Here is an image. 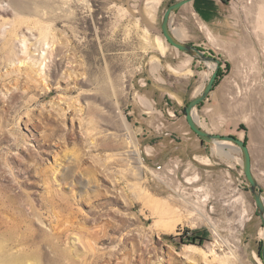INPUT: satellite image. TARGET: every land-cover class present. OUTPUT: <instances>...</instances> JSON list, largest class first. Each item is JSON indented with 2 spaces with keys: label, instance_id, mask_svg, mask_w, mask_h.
Listing matches in <instances>:
<instances>
[{
  "label": "rangeland",
  "instance_id": "1",
  "mask_svg": "<svg viewBox=\"0 0 264 264\" xmlns=\"http://www.w3.org/2000/svg\"><path fill=\"white\" fill-rule=\"evenodd\" d=\"M179 1L0 0V264H264L242 164L207 167L185 118L215 66L163 37ZM170 28L220 61L194 118L246 144L264 201V0H193Z\"/></svg>",
  "mask_w": 264,
  "mask_h": 264
},
{
  "label": "water",
  "instance_id": "2",
  "mask_svg": "<svg viewBox=\"0 0 264 264\" xmlns=\"http://www.w3.org/2000/svg\"><path fill=\"white\" fill-rule=\"evenodd\" d=\"M192 1L193 0H181L168 6L161 20V30L163 37L173 48L184 54L189 55L193 59H197L204 63H211L215 66L211 77L209 78L206 86L203 88L201 93L195 96L187 104L185 108V118L189 128L198 137V139H200L201 142L207 144H219L221 142H226L235 145L239 149L242 155V172L244 175V179L248 184L249 192L254 199V203L256 206V215L262 220V225L264 229V201L262 199L261 188L256 182L252 173L251 157L247 146L243 141L233 136H221L217 134H211L205 131L198 125L194 118V110L200 103L204 102L208 98L209 94L212 92L214 83L217 79V73L220 68V61L214 57L206 56L202 51H200L191 44L180 42L174 36L173 31L170 28V16ZM261 259L264 263V241L261 246Z\"/></svg>",
  "mask_w": 264,
  "mask_h": 264
},
{
  "label": "crops",
  "instance_id": "3",
  "mask_svg": "<svg viewBox=\"0 0 264 264\" xmlns=\"http://www.w3.org/2000/svg\"><path fill=\"white\" fill-rule=\"evenodd\" d=\"M163 48L164 47H162L161 49V51H159V53L161 54V55H163L164 53H162V51H163ZM185 66L187 67L188 65H187V62L186 63H184V65H181L180 66V69H181V71H185ZM202 144V143H201ZM214 144V143H213ZM248 148V147H247ZM234 149L236 150H238V152H236V151H234ZM208 150H209V153L207 154V156H206V159H207V161H209V164L207 165V167H210V166H214V165H216V164H219L218 162H221V163H223L224 165H226V167L228 168V171L229 170H232V166H230V164L232 163V164H234V167L236 168V166H239V164L238 163H241L242 164V159L240 160V159H236V156H238L239 154H241V152L239 151V149L237 148V147H235V145L233 146V145H231V146H225V147H218L217 149H214V147H213V149H212V146L209 144V147H208ZM226 150H228V152H226ZM249 150V149H248ZM224 153H230L231 155H232V157L233 158H226L225 156H224ZM249 153H250V157H251V165H252V153H251V150H249ZM241 158H242V155H241ZM237 160H239V162H237ZM216 161H218V162H216ZM241 169H242V166H241ZM252 173H253V170H252ZM243 174V172H242V170H241V172H239L238 173V178H237V181H238V183H239V185H238V187H240L241 189H244L243 187H242V179H241V175ZM254 176V175H253ZM255 178V177H254ZM256 180V179H255ZM257 182V181H256ZM259 185V184H258ZM260 186V185H259ZM261 188V187H260ZM259 218V217H258ZM260 223L262 224V220L260 219V222L259 221H256L255 222V227H256V225L258 224V226H257V229H259L261 226H260ZM250 228V227H249ZM251 228H252V226H251ZM257 235H259L260 236V234L259 233H257ZM260 238V237H259Z\"/></svg>",
  "mask_w": 264,
  "mask_h": 264
},
{
  "label": "bare ground",
  "instance_id": "4",
  "mask_svg": "<svg viewBox=\"0 0 264 264\" xmlns=\"http://www.w3.org/2000/svg\"><path fill=\"white\" fill-rule=\"evenodd\" d=\"M154 4V1H150L149 3H148V5L149 6H152ZM6 28L4 27V30H5ZM3 30V31H4ZM173 34H174V32H173ZM174 36H175V34H174ZM176 37V36H175ZM48 48V47H47ZM44 54H45V52L42 54V55H39V56H44ZM10 65H12L13 66V69L14 70H16V71H20L22 68H28L29 69V67H30V65H31V63L29 62V63H23V62H21V61H19V60H17V59H15L14 61H12L11 63H10ZM211 65V64H210ZM211 67H212V65H211ZM31 72H33V76H31V77H29V79L31 80V81H34V82H40V83H44L45 84V79H46V70H45V67H44V65H41V64H39V65H37L34 69H33V71H31ZM20 73V72H19ZM129 139H130V146H131V148H132V150L131 151H129V153H131L132 155H134V156H136V161H138V152H137V148H136V144H135V142L133 141V139H132V137L130 136L129 137ZM222 143V144H221ZM219 145H223V144H226V142H221ZM229 144H231V143H228V145ZM237 150V149H236ZM238 151V150H237ZM227 154V156H229V153H226Z\"/></svg>",
  "mask_w": 264,
  "mask_h": 264
},
{
  "label": "trees",
  "instance_id": "5",
  "mask_svg": "<svg viewBox=\"0 0 264 264\" xmlns=\"http://www.w3.org/2000/svg\"><path fill=\"white\" fill-rule=\"evenodd\" d=\"M220 77V70H218V73H217V79H216V81H215V83H214V86H215V84H216V82L218 81V78ZM200 105V104H199ZM246 145V144H245Z\"/></svg>",
  "mask_w": 264,
  "mask_h": 264
}]
</instances>
